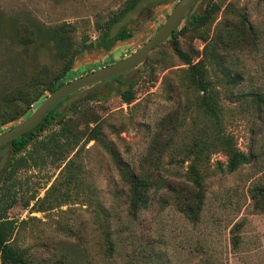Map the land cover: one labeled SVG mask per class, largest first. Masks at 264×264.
Here are the masks:
<instances>
[{"label": "rangeland", "instance_id": "374dc122", "mask_svg": "<svg viewBox=\"0 0 264 264\" xmlns=\"http://www.w3.org/2000/svg\"><path fill=\"white\" fill-rule=\"evenodd\" d=\"M127 2L0 0V133L10 128L12 113L50 94L46 88L56 75L68 82L137 50L178 1L151 7L143 17L155 10V18L131 25L132 36L109 50L78 53L97 43L100 26ZM212 3L221 9L204 26L179 34V45L205 63L225 128L253 161L220 172L218 163L228 157L217 149L199 164L201 189L189 190L187 149L212 121L171 38L153 49L144 70L110 78L40 134L67 125L80 138L66 156L41 154L15 175L22 188L8 210L15 221L10 243L31 264H264V201L256 206L250 193L264 186V105L260 111L253 101L258 92L264 97V0H202L199 14ZM53 33L74 52L66 74L67 58ZM129 88L135 91L131 103L122 98ZM133 176L152 182L148 207L136 215L129 209ZM198 192L202 205L192 220L181 208L195 204ZM0 264L10 263L0 255Z\"/></svg>", "mask_w": 264, "mask_h": 264}, {"label": "trees", "instance_id": "16d2710c", "mask_svg": "<svg viewBox=\"0 0 264 264\" xmlns=\"http://www.w3.org/2000/svg\"><path fill=\"white\" fill-rule=\"evenodd\" d=\"M139 0H128L125 8L118 14L114 15L105 24L100 26L101 35L96 44L90 42L82 45L78 50V53H83L85 50L92 49L95 45L98 47H105L109 50L119 40H127L131 37L132 33L127 24L124 26L118 34L111 39H107L109 30L113 23L120 20L127 11L132 9ZM221 9V4L212 3L206 12L192 14V16L180 24L174 31L172 38L175 40L174 49L178 56L189 66L188 73L191 80V84L195 86L200 92L199 107L202 109L204 117L208 121H212L211 125L205 126V131L198 134L191 146L187 149L188 155H192V162L189 166L190 180L192 182L190 191L196 193V189L202 187L203 176L199 173V164L207 161L209 155L217 149L225 152L227 161L224 163L219 162L217 169L220 172L232 173L239 169L244 164H249L253 161V155L241 150L233 140L231 133L227 132L224 123L223 105H221L217 88L213 86L212 80L207 78V68L205 63L199 61L194 62L192 55L185 51L179 45L178 36L181 33H186L189 28H199L208 23L213 16ZM59 29V28H58ZM53 39L56 46L61 50V53L66 57L65 64L61 68V73L66 74L73 68L74 52L68 54L64 47V44L58 39V35L53 33ZM77 49V48H76ZM58 79V80H57ZM58 75L47 86V90L52 93L59 86L64 84V81L59 80ZM57 80V81H56ZM41 99L37 102H29L27 109L21 113H12L7 120L18 122L21 119L28 117L33 110H35L47 97V94L42 93ZM93 95L87 94V97ZM135 96V91L129 88L122 92V98L125 102L131 103ZM65 100H62L55 108H53L45 117V119L39 123L35 128L26 132L22 136L12 140L8 144L12 145V154L8 165L4 171L0 174V255L5 263L10 264H31L20 253H18L15 246L10 243V239L15 232V221L8 216V210L15 205L17 195L21 192L22 184L15 180V175L19 169L29 167L36 163L40 158H44L41 154L45 155H57L59 157L66 156L71 152L78 144L79 134L67 125L62 126L59 130H53L46 136L39 138L54 120H60L64 116L63 111H58L57 107L60 106ZM254 103L261 111L264 105V97L258 92L255 94ZM31 105V106H30ZM211 122H207L209 124ZM1 127V126H0ZM214 130V135H210L208 131ZM93 136H89L87 139H91ZM32 147L29 148V145ZM186 158H180L178 162L180 164L185 163ZM130 183V212L136 215L141 209L147 208L149 204V189L152 182L146 178L133 176L129 178ZM251 197L254 200L256 206L261 207L264 201V186L256 185L250 190ZM195 196L197 201L195 204L189 202L182 211L184 214L192 220L198 216V212L202 205V194L197 193ZM194 199V197H193ZM29 205V200L26 202ZM264 205V204H263Z\"/></svg>", "mask_w": 264, "mask_h": 264}, {"label": "water", "instance_id": "95a60500", "mask_svg": "<svg viewBox=\"0 0 264 264\" xmlns=\"http://www.w3.org/2000/svg\"><path fill=\"white\" fill-rule=\"evenodd\" d=\"M160 1H166L168 5L176 1L178 2L163 25L137 50L114 63L65 82L54 92L50 93L28 117L18 122L11 121L10 128L0 133V174L8 165L12 154V145L8 144L9 142L35 128L62 100L65 101L57 107V110L65 112L80 97L88 94L90 91H94L96 88L103 87L110 78L121 74L125 75L136 66L145 68L144 62L148 59L153 49L170 39L187 13V18L189 19L196 12L201 2V0H139L120 20L113 23L107 39L114 38L124 26L132 21H136L146 7ZM101 49L106 50L105 47H101ZM88 54H90V51Z\"/></svg>", "mask_w": 264, "mask_h": 264}, {"label": "flooded vegetation", "instance_id": "af4514ba", "mask_svg": "<svg viewBox=\"0 0 264 264\" xmlns=\"http://www.w3.org/2000/svg\"><path fill=\"white\" fill-rule=\"evenodd\" d=\"M202 1V0H201ZM165 3V1H161V2H157V3H152L151 5H149L148 7H146L144 10H143V12H142V14L140 15V17L136 20V21H132L131 23H129L128 25H129V28H130V26L131 25H133V24H136L139 20H141V19H145L144 20V23L146 22V20L147 19H149L150 17H152L153 16V14L155 15V10L152 12H150V14H149V17L147 16V17H143L146 13H148V11L149 10H151L150 8L151 7H154L155 5H161V4H164ZM201 3V2H200ZM199 3V4H200ZM199 6V5H198ZM198 8V7H197ZM196 13H199L198 12V10L196 9V12L195 13H193V14H196ZM188 15V14H187ZM187 15H186V17H187ZM192 16V15H191ZM153 18H155V16H153ZM185 19V18H184ZM188 20V18H186V21ZM132 33V32H131ZM132 36V35H131ZM172 38V37H171ZM170 38V39H171ZM148 40V39H147ZM169 40V39H168ZM98 48V46L97 45H95L92 49H94V48ZM101 47H103V46H101ZM100 48V47H99ZM92 49H90L91 51H93ZM147 61V60H146ZM145 61V62H146ZM144 62V63H145ZM135 68H139L140 70H144L145 68H141L140 66H136ZM134 69V68H133ZM118 76V75H117ZM116 77V76H115Z\"/></svg>", "mask_w": 264, "mask_h": 264}, {"label": "bare ground", "instance_id": "6f19581e", "mask_svg": "<svg viewBox=\"0 0 264 264\" xmlns=\"http://www.w3.org/2000/svg\"><path fill=\"white\" fill-rule=\"evenodd\" d=\"M161 2V1H160ZM157 3V2H156ZM188 14V13H187ZM186 17V16H185Z\"/></svg>", "mask_w": 264, "mask_h": 264}]
</instances>
